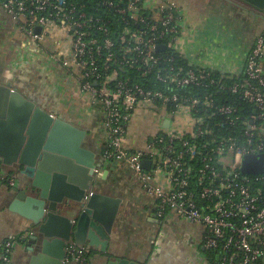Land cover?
<instances>
[{
  "label": "built area",
  "instance_id": "built-area-1",
  "mask_svg": "<svg viewBox=\"0 0 264 264\" xmlns=\"http://www.w3.org/2000/svg\"><path fill=\"white\" fill-rule=\"evenodd\" d=\"M0 13L33 42L64 48L53 58L105 115V161L135 173L159 219L197 226L216 264H264V172H243L246 157L264 156L263 35L235 75L184 66L174 0L148 10L143 0H0ZM143 110L161 123L132 150L126 141ZM3 172L0 163V180L13 186ZM0 247V264H8L12 243ZM91 253L67 248L77 264H91Z\"/></svg>",
  "mask_w": 264,
  "mask_h": 264
},
{
  "label": "crops",
  "instance_id": "crops-1",
  "mask_svg": "<svg viewBox=\"0 0 264 264\" xmlns=\"http://www.w3.org/2000/svg\"><path fill=\"white\" fill-rule=\"evenodd\" d=\"M165 1L143 0V6L148 10ZM174 1L181 10L178 54L195 66L242 74L256 40L264 36L263 14L238 0ZM44 45L47 46L46 41L43 45L33 42L17 29L11 18L0 13V83H10L32 95L55 116L85 130L86 147L95 152L97 159L105 161L104 113L91 106L78 75L53 58V55L62 57L64 48L46 49ZM262 66L264 70V58ZM142 112L146 116L135 119L126 141L132 150L142 147L161 123L159 114L150 110ZM114 169L112 162H106L101 170L105 180H100L103 192L122 199L109 252L131 260L149 258L153 264H216L203 249L197 226L174 217L159 219L154 201L141 185L135 180H115ZM2 176L14 180L15 185L11 186L9 180H0V246L12 243L8 264H28L27 247L21 241L24 218L11 206L15 189L31 180L20 170H4ZM3 255L0 247V262ZM109 257L93 251L91 264H104ZM64 264L77 263L67 254Z\"/></svg>",
  "mask_w": 264,
  "mask_h": 264
},
{
  "label": "water",
  "instance_id": "water-1",
  "mask_svg": "<svg viewBox=\"0 0 264 264\" xmlns=\"http://www.w3.org/2000/svg\"><path fill=\"white\" fill-rule=\"evenodd\" d=\"M238 1L264 16V0ZM86 135L32 95L0 83V163L31 180L15 189L11 206L24 218L21 241L28 264H64L71 244L110 256L104 264H153L149 258L131 260L109 252L122 199L103 192L105 177L97 172L106 161L86 147ZM143 166L148 170L150 162ZM243 172L263 173L264 156L246 157Z\"/></svg>",
  "mask_w": 264,
  "mask_h": 264
},
{
  "label": "rangeland",
  "instance_id": "rangeland-1",
  "mask_svg": "<svg viewBox=\"0 0 264 264\" xmlns=\"http://www.w3.org/2000/svg\"><path fill=\"white\" fill-rule=\"evenodd\" d=\"M140 116H146V114L143 112L141 113V111H138V113H136V115H135L136 120H140L141 119ZM113 165H115V169L113 171V178L115 180H135L137 182V184H139V182L137 181L135 173L129 167L123 165V163H121V162L120 163H118V162L114 163L113 162ZM113 168H114V166H113Z\"/></svg>",
  "mask_w": 264,
  "mask_h": 264
},
{
  "label": "trees",
  "instance_id": "trees-1",
  "mask_svg": "<svg viewBox=\"0 0 264 264\" xmlns=\"http://www.w3.org/2000/svg\"><path fill=\"white\" fill-rule=\"evenodd\" d=\"M78 1H81V0H78ZM95 8H97V7H95ZM183 64H184V66L186 65L187 66V62H183ZM137 82H142L141 80H139V79H137ZM91 255H92V253H91Z\"/></svg>",
  "mask_w": 264,
  "mask_h": 264
},
{
  "label": "flooded vegetation",
  "instance_id": "flooded-vegetation-1",
  "mask_svg": "<svg viewBox=\"0 0 264 264\" xmlns=\"http://www.w3.org/2000/svg\"><path fill=\"white\" fill-rule=\"evenodd\" d=\"M7 68H5V70H6Z\"/></svg>",
  "mask_w": 264,
  "mask_h": 264
}]
</instances>
